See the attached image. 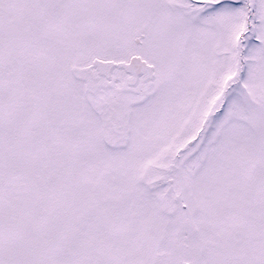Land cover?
I'll list each match as a JSON object with an SVG mask.
<instances>
[{
    "label": "snow or ice",
    "instance_id": "obj_1",
    "mask_svg": "<svg viewBox=\"0 0 264 264\" xmlns=\"http://www.w3.org/2000/svg\"><path fill=\"white\" fill-rule=\"evenodd\" d=\"M0 264H264V0H0Z\"/></svg>",
    "mask_w": 264,
    "mask_h": 264
}]
</instances>
